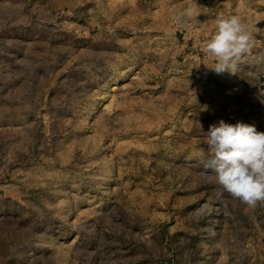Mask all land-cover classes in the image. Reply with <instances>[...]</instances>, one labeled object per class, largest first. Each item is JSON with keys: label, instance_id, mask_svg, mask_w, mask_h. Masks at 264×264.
<instances>
[{"label": "rangeland", "instance_id": "1", "mask_svg": "<svg viewBox=\"0 0 264 264\" xmlns=\"http://www.w3.org/2000/svg\"><path fill=\"white\" fill-rule=\"evenodd\" d=\"M220 120L264 132V0H0V264H264V202L205 167Z\"/></svg>", "mask_w": 264, "mask_h": 264}, {"label": "clouds", "instance_id": "2", "mask_svg": "<svg viewBox=\"0 0 264 264\" xmlns=\"http://www.w3.org/2000/svg\"><path fill=\"white\" fill-rule=\"evenodd\" d=\"M186 15L193 16L191 7ZM215 26L203 52L215 60L211 69L217 74H235L238 63L251 50L252 35L236 15L217 16ZM207 144L210 155L205 167L213 173L211 180L249 207L264 202V132L253 125L220 120L209 126Z\"/></svg>", "mask_w": 264, "mask_h": 264}]
</instances>
